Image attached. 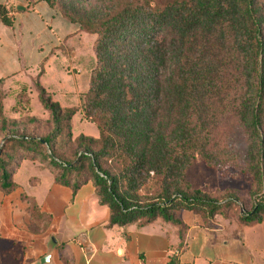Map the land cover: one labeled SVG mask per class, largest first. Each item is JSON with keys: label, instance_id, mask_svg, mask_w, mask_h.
I'll return each mask as SVG.
<instances>
[{"label": "trees", "instance_id": "obj_1", "mask_svg": "<svg viewBox=\"0 0 264 264\" xmlns=\"http://www.w3.org/2000/svg\"><path fill=\"white\" fill-rule=\"evenodd\" d=\"M42 1L78 27L76 36H94L81 107L97 136L72 138L75 109L52 101L36 82L52 128L40 138L11 132L4 140L3 195L19 187L14 179L19 166L38 162L53 183L72 193L90 181L99 203L109 208L110 225L140 227L160 218L179 227L180 245L183 225L177 213L182 209L204 218L233 211L244 223L264 219L262 0ZM0 19L11 23L3 7ZM67 46L53 48L50 57ZM226 66L240 69L244 78L231 100L225 92ZM226 112L248 135L252 206L242 213L232 209L238 201L234 193L205 192L186 178L195 156L208 167L222 165L218 154L230 145L219 139ZM30 213L35 222L50 219L33 201Z\"/></svg>", "mask_w": 264, "mask_h": 264}, {"label": "crops", "instance_id": "obj_2", "mask_svg": "<svg viewBox=\"0 0 264 264\" xmlns=\"http://www.w3.org/2000/svg\"><path fill=\"white\" fill-rule=\"evenodd\" d=\"M0 7L11 22L0 19V78L36 75L53 48L82 37L42 0H0ZM21 192L0 195V264H38L46 255L44 264H264V219L244 223L233 211L204 218L182 209L180 245L179 227L160 218L140 227L110 225L109 208L90 181L72 193L45 174L26 189L25 201ZM31 201L48 223L32 220Z\"/></svg>", "mask_w": 264, "mask_h": 264}, {"label": "rangeland", "instance_id": "obj_3", "mask_svg": "<svg viewBox=\"0 0 264 264\" xmlns=\"http://www.w3.org/2000/svg\"><path fill=\"white\" fill-rule=\"evenodd\" d=\"M108 1L111 0H104L106 3ZM262 3L264 5V0ZM93 38L94 36L90 34L79 37L72 45L73 47L67 46L62 54L52 56L40 66L38 78L31 77L29 74H18L0 82V150L11 132L40 138L51 130L50 116L39 101L36 82L43 87L52 101L58 102L62 107L75 109L71 122L72 138L79 134L97 136L95 125L84 116L81 107V97L87 88L88 69L92 65L90 46ZM83 62L88 63L89 67L82 66ZM223 73L227 82L225 92L228 93V100H231L233 93L243 88L244 78L240 69H231V66H226ZM226 105L228 112L231 109L230 104ZM227 112L219 127V139L226 138L230 144L226 146L229 149L228 152L218 154L222 165L208 167L199 156H195L186 172V178L193 188L205 192L234 193L238 201L232 209L236 213H242L249 211L252 206L249 196L252 179L245 156L248 135L240 127L237 118ZM45 174L46 171L39 166L38 162L19 166L14 179L22 189L21 200L25 201L27 198L26 189L29 193V187H36L38 178L42 179ZM0 195H2L1 192Z\"/></svg>", "mask_w": 264, "mask_h": 264}, {"label": "water", "instance_id": "obj_4", "mask_svg": "<svg viewBox=\"0 0 264 264\" xmlns=\"http://www.w3.org/2000/svg\"><path fill=\"white\" fill-rule=\"evenodd\" d=\"M45 262H48V255L42 257V258L39 260V263H38V264H44Z\"/></svg>", "mask_w": 264, "mask_h": 264}]
</instances>
